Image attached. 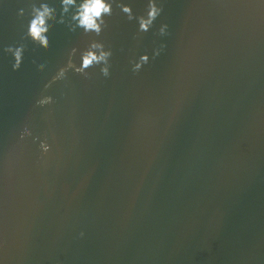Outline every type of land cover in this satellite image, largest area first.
<instances>
[{
	"label": "water",
	"instance_id": "obj_1",
	"mask_svg": "<svg viewBox=\"0 0 264 264\" xmlns=\"http://www.w3.org/2000/svg\"><path fill=\"white\" fill-rule=\"evenodd\" d=\"M31 2L0 4L6 264H264V3L160 0L148 32L114 7L99 37L52 20L45 47L16 16ZM92 38L112 49L110 75L94 66L45 90ZM19 43L13 71L3 48ZM141 52L149 62L133 73ZM42 91L54 103L36 106ZM25 124L47 153L20 138Z\"/></svg>",
	"mask_w": 264,
	"mask_h": 264
},
{
	"label": "clouds",
	"instance_id": "obj_2",
	"mask_svg": "<svg viewBox=\"0 0 264 264\" xmlns=\"http://www.w3.org/2000/svg\"><path fill=\"white\" fill-rule=\"evenodd\" d=\"M4 0H0L3 4ZM264 3V0H261ZM119 9L128 21H135L137 32H148L158 17L163 12V5L160 0H146L144 10L141 13L133 11L132 0H32L25 7H19L16 11L17 17L27 15L24 39L43 46L49 44V27L52 20L56 23L65 24L70 32L79 31L84 36L99 37L104 31L106 18L113 14V8ZM27 9V10H26ZM168 24L160 23L157 29L163 36L167 34ZM161 48L152 50V58L159 55ZM25 44L19 43L8 45L3 48V52L11 57V69L17 71L20 69L25 55ZM113 55L111 47L106 46L103 40L89 39L87 43L80 46L71 47L66 54L65 61L57 67L51 78L44 84L43 88L47 90L57 81H63L69 72L88 77L90 68L99 67V72L104 77L110 75L111 56ZM149 53L141 52L129 59L131 71L139 72L144 65L149 62ZM41 68L45 66V61L39 62ZM54 103L52 95L41 94L35 99L36 106L43 107ZM31 136L35 142L39 140V149L41 153H47L50 145L46 139H39L32 135L27 124L20 132V138ZM83 236L84 233H79ZM0 264H6L4 258L0 257Z\"/></svg>",
	"mask_w": 264,
	"mask_h": 264
}]
</instances>
